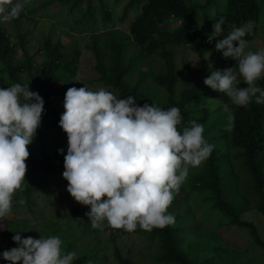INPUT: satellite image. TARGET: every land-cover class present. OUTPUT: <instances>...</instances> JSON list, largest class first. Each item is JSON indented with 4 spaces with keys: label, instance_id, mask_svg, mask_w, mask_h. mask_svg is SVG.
<instances>
[{
    "label": "trees",
    "instance_id": "16d2710c",
    "mask_svg": "<svg viewBox=\"0 0 264 264\" xmlns=\"http://www.w3.org/2000/svg\"><path fill=\"white\" fill-rule=\"evenodd\" d=\"M55 1L43 0L40 5H37V2L33 0L32 4L12 21L13 29L27 22L37 21L35 11ZM66 1L70 5V12L74 13L76 9L81 8L84 0ZM85 1L87 7L83 10V18L80 19L82 23L87 24L92 21L97 25L98 11L103 21L113 19L112 9L104 2L105 0ZM136 6L139 11L130 21L129 33L110 31L93 34L91 46L96 56L94 67L99 74L93 79L111 88V91L121 99L128 95L134 96L139 106L155 103L163 109L178 107L182 116V123L179 126L181 128L188 126L191 120H199L201 111L198 106L207 100L212 92V89L203 82L204 78L215 70L205 57L209 47L215 49L216 43L215 38L209 43L208 30L204 27V24L210 26L211 10H214L217 18L225 17L224 35L228 34L233 25L239 27L251 22L252 32L244 37L247 42L261 34L264 36V24L261 23L262 16L264 18L262 12L264 0H207L204 4L195 3L193 0H129L119 19L125 21L130 10ZM200 12L203 13V18ZM12 32L6 26L0 25V79L4 86L6 85L3 87L7 88L13 83L22 85L30 83V91L38 92L44 100L45 111L42 116H50L48 122H44V126L64 132L58 123L62 112L54 105V100L66 92V86L78 85L76 75L79 68V50L74 46L69 50L61 37L54 39L51 35H44L42 44L37 49V53H41L44 59L40 64L37 62L33 64L35 55H31L28 49L29 35L17 30L15 33L17 40L13 41ZM18 45L22 47L24 58L13 64ZM179 46L189 47L202 58V65L196 69L186 64L185 67L191 73L187 87H184L178 75L175 48ZM69 51L72 53H68ZM226 60L233 63L230 67L235 66V60L232 58ZM143 61L149 65L147 73L141 71L140 65ZM29 68H32L33 73ZM28 69L31 78L23 82L19 73ZM258 84L264 87V78L259 80ZM239 86L246 85L241 82ZM221 96L222 102L214 112L223 114L224 122L219 126L217 134L223 139L221 146L227 147L229 154L225 156L220 153V146L215 141L218 139L216 136H205L215 147L209 158L194 172L195 183L189 189V195L186 194L181 198L177 196V193L174 195L168 208V212L174 217V223L164 228H153L151 231H145L139 227L134 231L147 232L151 239H158V252L155 258L160 264H229L223 261L214 263L211 260L199 263L180 247L178 234L188 230L185 223L194 215L192 209L180 210L188 202L193 191L197 194L202 193L204 201H212V206L228 218L230 223L249 228L256 237L257 243L264 248V240L261 239L256 224L242 217L244 204L225 200L222 194L225 170H228L235 176V182L231 183V188L245 195L248 202L255 201L257 210L264 217V104H256L253 100L247 107H241L232 104L230 98L223 93ZM224 103L232 109L235 118L234 126L230 130L226 128L228 121L227 113L223 112ZM28 151L29 157L25 163L31 169L32 183L27 185L23 192L13 197V203L21 201L23 193L29 196L30 191L35 187L36 179V182L63 179V161L66 153L55 152L53 155L44 153L41 158L35 156L32 151ZM236 165H238L237 169ZM183 187L184 185H181L180 190L185 191ZM56 191L57 189H54V192ZM29 202L30 200L27 201ZM89 210V206L77 203L67 216L73 218L81 214L84 216V220L78 223L80 228L76 227L82 236L88 231L97 235L103 234L98 228L92 227L86 215ZM64 219L67 224H74L66 217ZM111 229L119 235L129 234L123 229ZM73 232L70 235L65 233L61 235L71 239L74 234H78ZM13 235L14 233L8 227H0V251L17 246L12 240ZM70 239L67 240L66 247L62 249L64 253L72 252L76 247L75 240L72 242ZM88 248L91 247L88 246ZM114 255L120 264H133L131 259L124 257L120 247L115 248ZM73 264H94V259L86 252L76 256Z\"/></svg>",
    "mask_w": 264,
    "mask_h": 264
},
{
    "label": "clouds",
    "instance_id": "9594fccd",
    "mask_svg": "<svg viewBox=\"0 0 264 264\" xmlns=\"http://www.w3.org/2000/svg\"><path fill=\"white\" fill-rule=\"evenodd\" d=\"M32 2L0 0V25L17 19ZM224 25L225 17L219 16L208 41L215 38V50L235 60V66L211 71L204 84L236 106L247 107L253 100L264 104V87L258 84L264 78V50L246 51L244 38L252 23L233 25L227 35ZM241 82L246 86L240 87ZM29 85L0 87V221L12 213L14 195L24 191L27 146L45 111L43 98ZM222 107L230 130L232 109L227 103ZM64 109L58 122L68 141L62 176L71 197L90 207L86 215L92 227L107 222L131 233L137 227L151 231L173 224L168 208L174 195L190 168L201 166L215 147L204 136V124L191 120L181 128L176 106H139L132 95L121 99L103 87L93 91L86 85L68 88ZM12 240L17 246L0 252L8 264H73L76 257L62 251L59 236L22 237L17 231Z\"/></svg>",
    "mask_w": 264,
    "mask_h": 264
},
{
    "label": "rangeland",
    "instance_id": "374dc122",
    "mask_svg": "<svg viewBox=\"0 0 264 264\" xmlns=\"http://www.w3.org/2000/svg\"><path fill=\"white\" fill-rule=\"evenodd\" d=\"M37 5L43 0H35ZM129 0H105L109 8L113 13V19L109 21H103L100 11H98V23L93 24L92 21L84 24L80 21L83 18L87 3L84 0L81 4V8L76 9L74 13L70 12V5L66 0H56L52 4L42 7L35 11L37 21H31L21 24L19 28H14L13 22L3 24L9 31H13L11 36L13 41L17 40L15 33L17 30L27 33L29 40L27 41L28 49L31 55H35L33 58L34 63H41L44 56L41 53H37V49L41 46L43 36L51 35L54 39H61L68 45L69 50L71 47H75L79 50V68L76 75V81L78 85L77 89L84 87L85 85L93 91L103 87L109 91L111 88L97 82L93 78L98 77V72L95 69L96 56L91 46L93 34L108 33L110 31H120L122 33H129L130 21L133 19L139 9L136 6L129 12V16L125 21L119 19L123 13V8ZM195 3L204 4L207 0H193ZM96 3V1H94ZM34 12V11H33ZM264 13V10H262ZM212 15L210 17V26L204 24L208 34L212 32V25L216 22L217 17L215 12L211 10ZM201 18L203 13L200 12ZM261 23L264 24V18L262 16ZM209 28V29H208ZM264 50V36L261 34L257 38L253 39L247 44L246 51L258 52ZM68 53H72L69 51ZM205 57L208 58L211 66H214L215 70H223L229 68L233 63L226 60L222 53L209 47ZM24 58L22 47L17 46L14 62L18 63ZM175 58L178 67V75L183 81L184 87L189 86L190 83V71L185 67L186 64L195 69L202 65L201 56L190 49L187 46H179L175 48ZM195 62V65L193 64ZM148 63L143 61L140 65L141 71L147 73ZM34 69V67H32ZM32 68L31 73H33ZM28 70H24L19 73V77L23 82L28 81L31 78V73ZM4 83L0 79V87L4 88ZM70 86H66V91ZM211 89V88H210ZM112 92V91H111ZM65 94L57 97L54 100V105L60 112H64V99ZM222 102L221 93L212 89V92L207 100L203 101L198 106L201 114L198 116V123L204 124V136H216L215 140L220 146V153L227 156L229 150L227 147L221 146L223 141L219 138L218 133L219 126L224 122L223 114H215V110ZM50 116H42L41 126L37 129L36 136L33 142L28 145V150L32 151L37 157L43 156L44 153L53 155L58 152V149H64V153H67L68 141L67 134L65 132H59L55 129L44 126V122H48ZM229 159V158H228ZM27 165V164H26ZM200 167V166H199ZM190 168L187 179L182 185L184 190H180L177 193L178 197H182L188 194L192 184L195 183L194 172L198 168ZM238 165H236V169ZM225 180L222 183V194L225 200L233 203H243L245 209L242 217L247 220L253 221L258 229V233L261 239L264 240V217L256 208L255 201H247L245 195H241L236 189L231 188L235 176L234 173L225 170ZM33 175L31 169L27 165L25 174L24 189L27 185L32 183ZM37 180V179H36ZM35 180L34 188L30 191L27 197L26 193H23L21 201L13 203L12 213L6 217V220L0 221V227H8L14 235L19 231L22 237H34L40 238L48 236H59L62 240V249L66 247V242L70 239L68 236H62V234L78 233L70 239L75 240L76 247L72 252L76 253V256L83 253H89L93 256L94 264H120L115 257V248L120 247L124 253L125 258L131 259L133 264H160L155 255L158 252L157 242L158 239H151L150 234L147 232H134L124 235L113 231L111 227L105 222L98 229L103 234H95L94 232H86L84 236L81 235L79 222L84 220V216L78 215L76 218L69 217L67 214L75 208L78 203L67 192V180H42L41 182ZM189 186V187H187ZM54 189H57L54 192ZM20 192H17L14 196H17ZM189 195V194H188ZM205 195V192H204ZM30 200L29 203L27 201ZM72 204V205H71ZM62 206H64L62 208ZM183 206V205H182ZM181 206V207H182ZM186 208L194 211L193 218L185 226L188 230L178 234L180 240V247L184 252L191 256L192 259L202 263L206 260H211L214 263L227 262L229 264H264V248L256 241V237L251 233L249 228L239 227L236 224L230 223L228 218L212 206V201L203 200L202 193L191 192L189 200L184 204L183 209ZM68 221L74 223L72 225L67 224L65 217ZM73 230V231H72ZM60 233H58V232ZM81 235V236H80ZM74 238V239H73ZM91 247V248H88ZM3 252V249L2 251ZM0 264H8L7 261L0 258Z\"/></svg>",
    "mask_w": 264,
    "mask_h": 264
}]
</instances>
